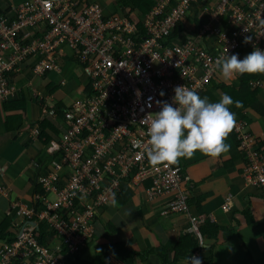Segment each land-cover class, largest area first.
Here are the masks:
<instances>
[{"label":"built area","instance_id":"2783aa9c","mask_svg":"<svg viewBox=\"0 0 264 264\" xmlns=\"http://www.w3.org/2000/svg\"><path fill=\"white\" fill-rule=\"evenodd\" d=\"M261 18L264 0H156L144 15L143 31L126 18L105 17L98 4L74 0H27L0 12V104L18 92L9 73L33 57L32 71L43 76L60 74L57 60L67 55L87 65L89 83L85 98L64 111L60 139L43 147L52 156L51 170L37 178L43 191L33 196L37 208L13 205L18 215L34 219L36 225L24 220L16 226L14 240L0 245V264H70L67 260L92 236L93 216L129 177L134 183L149 182V201L170 196L161 215L187 216L188 231L199 246L188 262L198 258L205 264L200 228L211 219L190 215L181 167L148 164L146 131L160 110L159 102H172L175 86L200 94L218 71L217 58L226 51L239 56L240 43L248 52L264 50ZM180 23L184 26L177 32ZM46 104L44 112L55 119V110L47 111ZM245 127L236 122L231 130L244 158L242 178L246 186L264 190V150ZM38 133L34 126L29 138L37 140ZM231 206L229 196L222 209L227 212ZM64 212L70 216L68 223L61 221ZM39 222L56 231L55 246L48 249L37 243ZM61 245L67 251L59 258Z\"/></svg>","mask_w":264,"mask_h":264},{"label":"crops","instance_id":"0c3cea01","mask_svg":"<svg viewBox=\"0 0 264 264\" xmlns=\"http://www.w3.org/2000/svg\"><path fill=\"white\" fill-rule=\"evenodd\" d=\"M25 1L27 0H0V12H6ZM74 1H79L83 5L98 4L97 0ZM112 2L114 0L104 1L105 6L102 7L104 15L114 14L110 8ZM107 6L109 9H106ZM34 61V57L30 58L21 65L19 71L9 73L11 82L18 88L17 94L11 98L16 100L19 95H24V110L15 111L11 105L12 113H4L0 104V219L4 214H9L13 226L20 221L15 215L13 203L31 205L33 181L38 174L51 170L50 161H43L44 148L39 147L36 140L31 141L29 138V131L34 123L42 119L41 110L36 103L43 101L42 98L46 99L45 102L52 99L55 103L58 101L63 103L55 96H59V93L64 95L60 91L64 80H59V75L64 69L66 73L74 72L79 78L78 84L80 83L75 97H72L70 105L65 107L70 108L87 94L84 91L85 84H88L86 69L73 65L69 60L63 64L59 63L60 74L49 72L39 76L32 71ZM212 80L205 89L206 92L209 89L212 91L204 95L210 101L212 97L219 99L220 95L214 88L226 81L219 74V70ZM227 81L229 84L230 80ZM47 85L53 86L55 90L49 88L47 92L45 89ZM258 87L260 88L258 98L264 106V82ZM38 96L41 99L36 102ZM28 101L35 104H29ZM14 115L21 116L22 119L11 121L9 127L20 128L18 131L14 129L15 133L6 132L3 120ZM243 116L244 119L235 117V121L244 123L246 126L244 130L258 140L259 150H264V117L250 110L243 111ZM233 135L230 131L224 141L230 145L228 151L216 157L196 151L191 158L179 159L176 165L182 168L181 189L190 200L188 208L190 215L200 214L208 217L211 222L207 221L205 224L214 225L218 229L213 237H209L208 232L204 231L200 251L205 264H264V190L246 186L243 181L244 158L235 144L236 139ZM29 150L34 151V155H31ZM36 168L39 171H36ZM147 185L148 183L133 188L130 185L121 187L117 196L124 203L114 200L109 207L99 210L97 219L93 221L92 236L87 238L88 241L82 242L83 246L77 255L79 262L92 261L102 245L112 242L122 243L126 251L135 254L132 264L172 263L176 243L183 235L190 233L189 222L187 216L181 213L162 216L160 211L170 196L158 197L149 202L145 196ZM229 196L232 198V206L225 212L222 204ZM182 254L176 258L175 264H189L188 256H181ZM108 264L125 263L122 259L109 256Z\"/></svg>","mask_w":264,"mask_h":264},{"label":"clouds","instance_id":"9594fccd","mask_svg":"<svg viewBox=\"0 0 264 264\" xmlns=\"http://www.w3.org/2000/svg\"><path fill=\"white\" fill-rule=\"evenodd\" d=\"M258 24L264 28V18L259 19ZM249 40L250 37H244L245 43ZM244 53L246 55L242 59H239L237 54H227V51L217 58V68L224 80H230L234 75L264 74V50L257 47L249 53L244 50ZM173 92L171 103L159 102L160 110L155 113L147 128V145L149 147L146 149V158L148 164L152 167H168L178 163L180 158H191L196 151L210 157L227 152L230 145L224 141L236 123L235 113L230 111L229 105L239 106L240 102L233 101L227 93L221 94L217 101H210L207 96L201 97L195 90L184 85L175 86ZM160 94L163 95V92ZM147 183L145 188L147 199L146 190L150 185L147 180L134 183L129 177L120 184V189L121 187L125 188V185H130L133 188L136 185L143 186ZM120 189L111 202L115 200ZM34 195L32 193V197ZM14 204L25 205L20 202H14ZM33 205L36 208L38 206L34 200L31 205L25 206L30 208ZM16 210L14 211L15 215L20 221L15 224V227L24 220L28 221L30 225L34 223L32 226L36 225L34 219L27 220V218L18 215ZM36 227L38 229V224ZM190 264H200V260L190 258Z\"/></svg>","mask_w":264,"mask_h":264},{"label":"trees","instance_id":"16d2710c","mask_svg":"<svg viewBox=\"0 0 264 264\" xmlns=\"http://www.w3.org/2000/svg\"><path fill=\"white\" fill-rule=\"evenodd\" d=\"M156 3V0H116L110 4V8L114 12L113 15H105V17L109 18L111 16H119L120 18H126L130 23H134V26L140 30H142V20L144 19V15L149 12V10L154 6ZM103 9V8H102ZM106 9H109L108 6ZM104 11V10H103ZM105 13V12H104ZM199 24V22H197ZM184 26L183 23H180L177 27V32L181 30V27ZM143 31V30H142ZM239 53V59H242L246 53H244V47L242 43L239 44L238 48ZM63 61V62H59ZM65 61H69V57L67 55L60 56L57 60V63H65ZM73 65L82 67V69H86L87 71V65L81 62H77L76 60H73ZM48 74V73H47ZM46 75V74H45ZM44 76V75H43ZM259 81L264 82V74H242V75H235L234 78L230 79V82L228 84V81L223 82L222 84L215 86V91H218L219 95L223 93H227L233 101H239V106H236L235 104L229 105L230 111L235 113V117L238 119H244L243 111L250 110L258 114L259 116L264 117V106L261 104L258 94L260 91V88L256 86H252L249 84L250 81ZM49 88L55 90L53 86L47 85L45 87L46 91L48 92ZM57 90V89H56ZM87 94L89 93V83L85 84V90ZM212 90L209 89L207 92L203 91L199 95L202 97L208 92L210 93ZM51 93V92H50ZM86 94V95H87ZM212 95V94H210ZM218 95V94H217ZM15 98H8L5 100L1 106L3 108L4 113H12L11 105L15 111L24 110V95H19L16 100ZM49 99V98H48ZM47 99V100H48ZM43 101H40L36 103V105L41 110L42 119L36 123H34V126H37L39 129L38 138H37V145L39 147L46 146L50 141H55L60 139V135L62 132V125H61V119L64 111L67 110V108L64 106L63 103L57 102L55 103L54 100L49 99V102H46L45 109L51 110L54 109L56 112V118L51 119L48 117L47 113L44 112V109L42 105L45 103V98L41 99ZM218 98L212 97L211 101H217ZM12 115V114H11ZM21 116H9L6 117L4 121L5 131L10 132L15 130L18 131L20 128L17 126L16 128L9 127V123L13 120L15 121H21ZM20 125V124H19ZM33 126V127H34ZM234 136V135H233ZM235 137V136H234ZM254 141L257 143L258 140H256L253 136H251ZM33 141L32 139H30ZM234 140V138H233ZM35 143V142H34ZM235 144L237 145L238 142L236 141ZM258 149V148H257ZM47 162L51 161L52 156H47ZM36 171H39V169L36 168ZM47 170L44 171V173ZM43 173V174H44ZM39 175V174H38ZM42 175V174H40ZM37 182V180H35ZM33 181V188L32 193L33 194H42V188L38 185H36V182ZM114 198V197H113ZM115 200H118V202L124 203L123 201H120L118 196H115ZM189 202L190 200H187V206L189 208ZM167 204V203H166ZM110 204L108 203L106 206L101 207V209H106L109 207ZM162 211V210H161ZM160 211V214H161ZM137 215V214H136ZM97 215H94L91 222L95 221L97 219ZM61 221L63 220L65 223H68L70 220V216L65 215L64 213H61ZM49 227V226H48ZM44 223L39 222L38 223V229L34 233L36 241L39 245L51 248L55 246L54 244L59 241L56 238V231L50 230ZM204 231L208 232L209 237L215 236V234L218 232V229L213 225L205 224L200 228V236L203 238ZM17 234V228L12 225L11 220L9 219V214H4L2 218L0 219V245L3 243H10L14 240V236ZM88 241V239H86ZM198 248V240L197 237L193 233H189L186 235H183L181 238H179L178 242L175 245V256L172 260V263L169 264H175L176 258L179 257L180 253H183L181 256H190L196 249ZM66 248L64 246H60V250L56 252L57 257H62L65 253ZM134 253L126 251L125 247L122 245V243H105L99 248V251L97 255L94 257V259L90 262H79L77 260L78 256L73 257L71 260H67V262H70V264H108V257L112 256L117 259H122L125 264H132V260L134 257ZM180 256V257H181ZM167 263V262H165Z\"/></svg>","mask_w":264,"mask_h":264},{"label":"rangeland","instance_id":"374dc122","mask_svg":"<svg viewBox=\"0 0 264 264\" xmlns=\"http://www.w3.org/2000/svg\"><path fill=\"white\" fill-rule=\"evenodd\" d=\"M104 1L105 0H97L98 4L101 6V7H104L105 4H104ZM116 1V0H114ZM249 53V52H248ZM63 70V69H62ZM60 79H63L64 80V85L62 87H60V91L64 94L63 96L61 95V93H59V96H55L57 100H61L64 104V106H69L70 104V100L72 97H75V94L76 92L79 90L80 88V83L78 84V80L79 78L74 74V72H67L65 71V69L62 71V73L59 75V80ZM30 80V79H29ZM31 81V80H30ZM58 82V81H57ZM86 83V80L84 81V84ZM77 84V85H76ZM35 85V84H34ZM59 92V91H58ZM57 92V93H58ZM41 99L40 96L36 97V102H38L39 100ZM76 99V98H75ZM74 99V100H75ZM79 99H82V98H79ZM29 104H35V103H32V101H28ZM46 103V102H45ZM34 151H31L29 150V153L31 155H34L33 154ZM39 155V153H38ZM42 155H43V161H47V155L45 153L42 152ZM32 190V189H31ZM31 193V191H30ZM50 199L52 200L53 197H50ZM188 219V218H187Z\"/></svg>","mask_w":264,"mask_h":264},{"label":"water","instance_id":"95a60500","mask_svg":"<svg viewBox=\"0 0 264 264\" xmlns=\"http://www.w3.org/2000/svg\"><path fill=\"white\" fill-rule=\"evenodd\" d=\"M22 178H24L25 179V177L24 176H22ZM32 225L34 224V223H31Z\"/></svg>","mask_w":264,"mask_h":264}]
</instances>
